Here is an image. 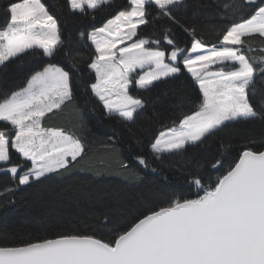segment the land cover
I'll use <instances>...</instances> for the list:
<instances>
[{
  "label": "snow or ice",
  "instance_id": "1",
  "mask_svg": "<svg viewBox=\"0 0 264 264\" xmlns=\"http://www.w3.org/2000/svg\"><path fill=\"white\" fill-rule=\"evenodd\" d=\"M190 6L194 15L203 7L188 0H65L74 21H92L90 31L78 30L80 41L94 49L85 59L50 11H62L55 4L0 0V78H7L9 65L28 69L23 85L0 89V175L11 180L0 192L41 185L83 160L90 133L85 110L102 108L106 119L131 131L146 108L133 90L148 91L161 81L187 78L198 95L173 92L178 115L172 126L145 131L151 159L137 152L129 161L113 150L125 173H135L131 162L156 173L153 161L184 159L190 147H203L235 123L264 129V48L253 55L250 44H264V0H218L215 15L226 23L213 43L177 15ZM149 25L153 33L141 36V26ZM177 31L187 39H178ZM57 55L64 63L54 62ZM85 72L88 79H82ZM69 104L81 135L43 125ZM114 139L109 135L107 144ZM259 142L264 149V131ZM256 143L249 137L226 161L230 144L221 141L206 168L183 169L193 194L173 192L130 223L120 224L121 193L109 191L100 216L106 227L114 225L112 239L58 234L0 246V264H264V150Z\"/></svg>",
  "mask_w": 264,
  "mask_h": 264
},
{
  "label": "trees",
  "instance_id": "2",
  "mask_svg": "<svg viewBox=\"0 0 264 264\" xmlns=\"http://www.w3.org/2000/svg\"><path fill=\"white\" fill-rule=\"evenodd\" d=\"M43 2L55 4L57 8L62 9L57 11L50 8V11L60 20L65 37L71 33L74 51L80 52L86 59L94 49L80 41L78 30L87 28L90 31L88 25L92 21H74L69 10L64 7L65 0ZM188 2L189 5L200 4L203 7L195 15L191 6L186 10L181 9L177 15L182 22L201 29L207 41L216 42L217 32L226 23L215 15L218 0ZM156 31H159V25L156 26ZM152 33L151 25L141 26V36H149ZM176 35L181 41L187 39L179 31ZM250 44L257 50L253 55H259V49L264 48L259 39L252 40ZM53 59L54 62L64 63L61 55ZM27 71V68L20 69L16 65H9L7 78H0V89L23 85ZM88 78V73L85 72L82 79ZM176 89H183L193 97L198 95L191 82L183 77L180 80L158 82L148 91L133 90L134 95L145 101L146 108L138 114L131 131L115 119H106L102 108L95 112L85 110L84 120L90 133L84 137L88 151L83 160L70 166L67 173L49 174L51 178L41 185L22 187L11 193L0 192V246H18L27 241L52 238L58 234H93L105 240L112 239L109 229L114 225L106 227L101 223L100 216V212L105 210V205L110 202L105 198L109 191L121 193L120 211L123 217L120 218V224L123 225L125 222L130 223L145 208L158 207L166 203L173 192L177 195L193 194L195 190L190 189L185 183L183 169L196 165H204L206 168L208 160L217 154V145L221 141L230 144V147H226V161L238 155L241 144L249 137H255L257 139L255 147L261 149L259 137L264 129L258 124L235 123L221 132L218 138L209 140L203 147H190L184 159H172L171 163L163 165L153 161V166L158 167L156 173L150 169L137 167L134 162L130 163V168H135V173L123 172L113 158V150H119L122 158L129 161L137 152L151 159L148 148L151 137L145 135V131L156 132L162 126H172L173 119L178 115L172 107V94ZM76 119L73 105L69 104L55 115L46 116L42 123L46 127H59L81 135L79 129L74 127ZM4 126L0 124V127ZM109 135L115 136L111 146L107 144ZM137 138L142 141L139 145L136 143ZM13 159L18 157L14 155ZM98 172H102L103 175H98ZM137 174L140 179L137 178ZM164 177H167V181H164ZM10 185V178L7 175H0V190Z\"/></svg>",
  "mask_w": 264,
  "mask_h": 264
}]
</instances>
